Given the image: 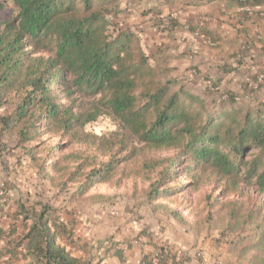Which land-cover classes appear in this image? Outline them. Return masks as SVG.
<instances>
[{
  "label": "trees",
  "instance_id": "16d2710c",
  "mask_svg": "<svg viewBox=\"0 0 264 264\" xmlns=\"http://www.w3.org/2000/svg\"><path fill=\"white\" fill-rule=\"evenodd\" d=\"M231 2L246 11L264 0ZM5 11L10 15L0 17V108L9 105L12 110L0 119V163L8 152L5 136L16 134L18 145L32 155L26 145L54 133L83 145L52 163L59 173L56 186L77 184L72 193L76 199L107 184L139 157L138 145L173 152L147 194L149 202L196 191L206 171L215 183L223 182L226 194L244 197L246 186L264 195V105L257 110L240 106L261 83L248 84L240 97L202 81L221 104L208 112L206 100L189 82L173 77L175 68L159 65L138 34L118 26L123 10L116 0H0V12ZM249 16L264 19L259 13ZM174 27L169 21L164 29ZM191 71L189 79L196 80L197 70ZM226 92L227 100H222L220 93ZM103 117L118 123L119 130L85 132ZM61 148L57 144L53 150ZM183 176L190 181L179 183ZM233 204L221 237L231 233V220L240 217ZM4 219L11 221L7 229L1 225ZM246 224L252 230L237 239L249 242L239 248V256L248 264H264V215L249 212ZM77 226L73 219L65 221L61 208L22 193L13 183H0L3 264H101L93 263V252L101 246L82 240ZM113 249L111 244L109 251ZM156 252L161 255L157 264L186 263L168 245L156 246ZM115 253L122 259L121 251ZM153 255L143 256L142 264H153Z\"/></svg>",
  "mask_w": 264,
  "mask_h": 264
},
{
  "label": "rangeland",
  "instance_id": "374dc122",
  "mask_svg": "<svg viewBox=\"0 0 264 264\" xmlns=\"http://www.w3.org/2000/svg\"><path fill=\"white\" fill-rule=\"evenodd\" d=\"M9 15V11L0 12L2 19ZM203 98L206 100L208 112L221 107L209 94ZM11 110L9 105L1 107L0 119L7 116ZM118 130V123L108 117L100 118L85 128V132L95 135L110 134ZM17 140L16 134L3 138L8 152L1 159L3 162L0 163V183H13L22 193L61 208L65 220L76 221L83 239L93 245H97L98 240L106 239L107 242L110 237L121 235L127 226L140 224L147 225V231L156 226L161 232L177 228V232L181 230L187 236L193 237L194 247L211 243L214 247L223 245L235 252L249 243L237 241L252 230V226L246 224L248 213L255 211L257 215H264V195L246 186H242L244 197L226 194L227 192L223 191V182L215 183L209 171L204 173L196 191L190 188L168 199L147 201L152 184L168 165L173 152L156 153L141 145H138L139 157L122 167L107 184L97 186L85 197L76 199L72 197V193L77 184L69 183L65 189L56 186L59 173L52 163L61 159L64 153L83 149V145L69 142L68 137L49 133L26 145L27 149L32 151L31 155L18 145ZM57 144L63 145V148L54 151L53 148ZM189 181L185 176L179 179V183ZM99 196L105 197V200L98 199ZM233 201L236 202L233 207L238 208L240 217L231 220V233L221 237L230 222L229 213ZM171 210L184 217L185 222L175 219L170 213ZM112 234L114 235L111 236ZM136 242L135 245L134 241H131L135 246L142 243L139 237ZM105 245L101 252L103 259L94 251L93 263L98 262L97 258L101 263L108 258L109 243Z\"/></svg>",
  "mask_w": 264,
  "mask_h": 264
},
{
  "label": "crops",
  "instance_id": "0c3cea01",
  "mask_svg": "<svg viewBox=\"0 0 264 264\" xmlns=\"http://www.w3.org/2000/svg\"><path fill=\"white\" fill-rule=\"evenodd\" d=\"M116 2L123 10L117 20L118 26L138 34L145 51L152 54L159 65L175 68L173 77L188 81L187 86L194 93L208 97L202 81L209 80L218 83L223 91L244 97L248 84L256 80L261 83L260 88L254 92L251 100L243 98L240 106L257 110L258 105L264 103V19L250 17L231 0ZM169 21L175 27L167 31L164 28ZM208 37L214 39L213 45L206 43ZM192 69L198 72V78L193 81L189 79ZM10 224L11 221L7 219L1 222L5 229ZM146 228L147 225H130L121 235L112 234L114 236L106 243V239L98 240L101 247L97 250V256H101L105 244L109 243V248L111 244L114 245V249L108 251V258L101 264H141L143 256L154 253L156 246L161 245H168L173 251L184 254L185 264H215L217 261L248 264L238 251L233 252L223 245L214 247L207 243L194 247L193 237L181 230L177 232V228L166 232L159 231L157 226L150 227V231ZM76 232L82 239L78 226ZM138 237L142 243L135 246ZM117 250L121 251L122 259L117 257ZM4 252L5 244L0 242V264L5 259Z\"/></svg>",
  "mask_w": 264,
  "mask_h": 264
},
{
  "label": "built area",
  "instance_id": "2783aa9c",
  "mask_svg": "<svg viewBox=\"0 0 264 264\" xmlns=\"http://www.w3.org/2000/svg\"><path fill=\"white\" fill-rule=\"evenodd\" d=\"M246 11L248 12V14H251V15L255 14V13H259L261 16H264V3H262L256 7H253V8H246ZM206 43L211 44V41L207 40ZM193 72H195V71H193ZM219 97H221L222 100H227L228 94H227V92L224 94L220 93ZM160 258H161L160 253L159 252L155 253V255L152 258V263L157 264ZM180 260H181V255L179 254L178 261H180ZM216 264H225V263H223L221 261H217Z\"/></svg>",
  "mask_w": 264,
  "mask_h": 264
},
{
  "label": "clouds",
  "instance_id": "9594fccd",
  "mask_svg": "<svg viewBox=\"0 0 264 264\" xmlns=\"http://www.w3.org/2000/svg\"><path fill=\"white\" fill-rule=\"evenodd\" d=\"M207 44H208V45H210L209 43H207ZM145 233H146V234H145V236H147L148 234H147V232H146V231H145ZM155 253H157V252L155 251V252H154V253H152L151 255H153V254L155 255ZM154 255H153V256H154ZM180 255H181V257H182L184 254H180ZM181 259H182V258H181ZM141 264H142V260H141ZM215 264H216V263H215Z\"/></svg>",
  "mask_w": 264,
  "mask_h": 264
}]
</instances>
